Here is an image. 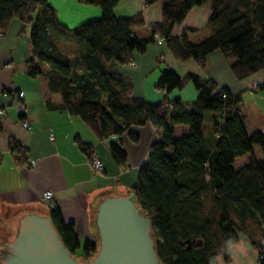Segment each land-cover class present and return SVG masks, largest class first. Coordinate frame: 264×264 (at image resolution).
<instances>
[{
    "label": "trees",
    "instance_id": "obj_1",
    "mask_svg": "<svg viewBox=\"0 0 264 264\" xmlns=\"http://www.w3.org/2000/svg\"><path fill=\"white\" fill-rule=\"evenodd\" d=\"M79 1L100 6L101 14L69 28L48 0H0V31H6L13 17L21 22L20 33L30 28L28 76H43L47 92L61 96L55 108L78 116L96 138L117 137L109 141L108 150L120 166L128 161L122 134L137 142L139 136L129 130L131 126L150 122L160 130V138L152 142L146 162L138 169L136 183L127 190L151 219L159 263L212 264L214 256L226 258L227 243L243 233L258 263L264 264V134L248 132L246 116L238 106L240 96L218 88L212 79L193 74L181 78L164 69L156 88L168 93L191 81L197 96L187 102L166 97L149 102L135 96L132 85L113 70L114 63L130 64L132 53H143L159 33L176 58L194 59L201 67L209 53L220 50L230 59L233 75L243 79L264 68V0H161L162 22L151 26L147 37L137 34L143 24L141 12L115 17L120 0ZM205 3L211 6L206 26L174 36V25L192 6ZM188 31L204 34L190 39ZM258 89H264V82ZM205 113L210 116L211 133L218 136L213 150L204 139ZM177 125L187 127L180 137H174ZM75 140L91 159L92 144L78 136ZM254 146L260 148L262 158L252 154ZM248 153L247 162L235 169V159ZM49 216L74 256L83 261L94 257L95 242L85 240L80 247L74 223L64 221L58 208H51Z\"/></svg>",
    "mask_w": 264,
    "mask_h": 264
},
{
    "label": "crops",
    "instance_id": "obj_2",
    "mask_svg": "<svg viewBox=\"0 0 264 264\" xmlns=\"http://www.w3.org/2000/svg\"><path fill=\"white\" fill-rule=\"evenodd\" d=\"M48 3L60 22L69 28L97 19L101 14L100 6L79 0H48ZM137 12H141L143 19L137 34L147 37L151 26L162 22V2L156 0L147 4L146 0H120L114 8L117 18ZM210 13L209 3L192 6L184 19L174 25L172 34L180 36L187 28L203 29ZM20 30V20L13 17L0 35V225L8 232L0 231V250L12 240L22 212L51 209L41 199L45 190L53 192L52 200L63 220L74 223L81 247L85 240L96 239L92 224L96 203L111 188L114 192L128 193V188L136 183L139 167L146 162L152 142L160 138V130L150 122L131 126L129 130L137 134L139 140L134 142L127 133L122 134L120 139L128 161L123 167L114 162L108 143L117 137L96 138L78 116L55 108L61 103V96L47 92L43 76H28L26 62L32 51L30 28L23 33ZM203 34L201 31L187 32L190 39ZM164 69L174 71L181 78L193 74L212 79L218 88L226 87L231 94L239 95L238 106L246 116L248 132L264 134V89H258L264 82V68L239 80L232 73L230 59L220 50L209 53L205 66L201 67L194 59L182 61L176 58L164 42L158 44L155 38L143 53H132L130 64H113V70L132 85L134 95L149 102H158L165 97L185 102L196 98L197 90L193 84L187 83L168 93L156 88ZM23 120L27 121L28 129L22 126ZM204 127L205 142L213 150L218 136H213L210 131L208 114ZM186 132V126H174V137ZM76 136L92 144V158L98 157L104 166L101 173L94 172L92 158L79 149ZM12 145L16 146L15 151L11 149ZM258 151L254 146L252 154L256 158ZM250 156L248 153L236 158L233 167L240 168ZM32 159L36 161L34 165L30 163ZM226 254V258L222 255L212 257V264H259L253 245L243 233H238L235 241L227 243Z\"/></svg>",
    "mask_w": 264,
    "mask_h": 264
},
{
    "label": "water",
    "instance_id": "obj_3",
    "mask_svg": "<svg viewBox=\"0 0 264 264\" xmlns=\"http://www.w3.org/2000/svg\"><path fill=\"white\" fill-rule=\"evenodd\" d=\"M93 226L96 253L83 261L61 242L49 211L35 209L18 217L14 238L5 244L1 264H160L151 219L133 192H114L96 203Z\"/></svg>",
    "mask_w": 264,
    "mask_h": 264
},
{
    "label": "built area",
    "instance_id": "obj_4",
    "mask_svg": "<svg viewBox=\"0 0 264 264\" xmlns=\"http://www.w3.org/2000/svg\"><path fill=\"white\" fill-rule=\"evenodd\" d=\"M1 34L2 33L0 31V35ZM154 38L156 39V42L158 44H162L164 42V37L161 36L159 33H155ZM22 126L24 128H27V129L29 128V125H28L26 120H23ZM90 162H91V166H92L94 172L101 173L104 170V166L98 157H93ZM30 163H31V165H34L36 163V161L34 159H32ZM52 198H53V192L51 190H45L42 193V196H41L42 201H44V203L47 204L48 206H50L51 208H54L55 204H54ZM261 255L262 254H260V257H261Z\"/></svg>",
    "mask_w": 264,
    "mask_h": 264
},
{
    "label": "rangeland",
    "instance_id": "obj_5",
    "mask_svg": "<svg viewBox=\"0 0 264 264\" xmlns=\"http://www.w3.org/2000/svg\"><path fill=\"white\" fill-rule=\"evenodd\" d=\"M27 29H29V28H26V30H27ZM187 83H188V84H193L191 81H188V82L185 83V85H186ZM185 85H184V86H185ZM184 86H183V87H184ZM205 119H206V113L204 114V120H205ZM204 129H205V127H204ZM255 147L258 148V150H259V151H258L259 153H258V156H257L258 158H257V159L262 158L263 155H262V152H261L260 148H259L258 146H255ZM0 231L6 233V232H7L6 227H4L3 225H0ZM8 231H9V233H10V230H8ZM8 239H10V236L7 237V240H8ZM256 254H257V253H256ZM258 255H259V254H258ZM0 264H1V262H0Z\"/></svg>",
    "mask_w": 264,
    "mask_h": 264
},
{
    "label": "flooded vegetation",
    "instance_id": "obj_6",
    "mask_svg": "<svg viewBox=\"0 0 264 264\" xmlns=\"http://www.w3.org/2000/svg\"><path fill=\"white\" fill-rule=\"evenodd\" d=\"M1 253H2V250H0V255H1ZM1 260H2V258H1V256H0V262H2Z\"/></svg>",
    "mask_w": 264,
    "mask_h": 264
},
{
    "label": "bare ground",
    "instance_id": "obj_7",
    "mask_svg": "<svg viewBox=\"0 0 264 264\" xmlns=\"http://www.w3.org/2000/svg\"><path fill=\"white\" fill-rule=\"evenodd\" d=\"M14 233H15V231L13 232V236H12V238H14Z\"/></svg>",
    "mask_w": 264,
    "mask_h": 264
}]
</instances>
